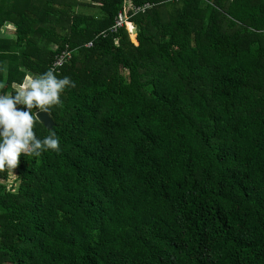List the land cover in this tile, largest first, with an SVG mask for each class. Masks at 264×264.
I'll return each instance as SVG.
<instances>
[{
    "label": "trees",
    "instance_id": "obj_1",
    "mask_svg": "<svg viewBox=\"0 0 264 264\" xmlns=\"http://www.w3.org/2000/svg\"><path fill=\"white\" fill-rule=\"evenodd\" d=\"M4 1L0 93L65 50L74 86L0 184V264H264V0Z\"/></svg>",
    "mask_w": 264,
    "mask_h": 264
},
{
    "label": "clouds",
    "instance_id": "obj_2",
    "mask_svg": "<svg viewBox=\"0 0 264 264\" xmlns=\"http://www.w3.org/2000/svg\"><path fill=\"white\" fill-rule=\"evenodd\" d=\"M69 86L74 82L68 76L58 77L48 69L26 74L11 93H0V170L13 172L21 154L40 157L46 151L60 150L55 131L49 130L48 135L39 138L34 125L41 122L38 110L52 114L54 107L62 106L61 94Z\"/></svg>",
    "mask_w": 264,
    "mask_h": 264
},
{
    "label": "crops",
    "instance_id": "obj_3",
    "mask_svg": "<svg viewBox=\"0 0 264 264\" xmlns=\"http://www.w3.org/2000/svg\"><path fill=\"white\" fill-rule=\"evenodd\" d=\"M9 1H12V0L4 1L5 7L7 3L9 4ZM16 13L17 12L13 13V18H15L14 14ZM4 14L7 15L8 12ZM3 15H0V16H3ZM16 30H17V25L13 23L12 20L5 21L3 25L1 26L0 28V41H1L0 54L1 55H7L10 52L11 47H12V42L16 40ZM4 66H5V63H4ZM15 172H16L15 168L13 169V172L8 170L7 176L6 177L2 176L0 178V184H4L8 188L14 186L15 181H16Z\"/></svg>",
    "mask_w": 264,
    "mask_h": 264
},
{
    "label": "built area",
    "instance_id": "obj_4",
    "mask_svg": "<svg viewBox=\"0 0 264 264\" xmlns=\"http://www.w3.org/2000/svg\"><path fill=\"white\" fill-rule=\"evenodd\" d=\"M150 5L149 4H145L142 7H137L133 10L134 13H138V12H144L147 8H149ZM125 25L126 30L128 31V33H132V31H135L134 26L131 23H128L126 21V18L124 17V15L120 12L118 13L114 25L112 26V28L110 29L113 32H116L118 29L122 28ZM130 26V28H129ZM86 46H90V44L86 45ZM70 58V53L69 51L65 50L62 53H60L54 60L51 69L54 71L56 68H59L63 65V63Z\"/></svg>",
    "mask_w": 264,
    "mask_h": 264
},
{
    "label": "water",
    "instance_id": "obj_5",
    "mask_svg": "<svg viewBox=\"0 0 264 264\" xmlns=\"http://www.w3.org/2000/svg\"><path fill=\"white\" fill-rule=\"evenodd\" d=\"M36 114H37V117L39 118V120L41 121L40 123L47 130H50L53 127L54 123H53L52 118L48 112L38 111Z\"/></svg>",
    "mask_w": 264,
    "mask_h": 264
},
{
    "label": "rangeland",
    "instance_id": "obj_6",
    "mask_svg": "<svg viewBox=\"0 0 264 264\" xmlns=\"http://www.w3.org/2000/svg\"><path fill=\"white\" fill-rule=\"evenodd\" d=\"M82 2H86V3H88L89 2V0H82ZM76 10L78 11V12H82V13H88V12H92V13H94L96 10H95V7L92 5V6H81V7H77L76 8ZM135 34H136V32L135 31H132V33H129V37H130V40L134 43V44H136L137 42H136V38H135Z\"/></svg>",
    "mask_w": 264,
    "mask_h": 264
},
{
    "label": "bare ground",
    "instance_id": "obj_7",
    "mask_svg": "<svg viewBox=\"0 0 264 264\" xmlns=\"http://www.w3.org/2000/svg\"><path fill=\"white\" fill-rule=\"evenodd\" d=\"M129 28H130V26H129Z\"/></svg>",
    "mask_w": 264,
    "mask_h": 264
}]
</instances>
